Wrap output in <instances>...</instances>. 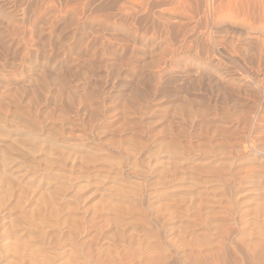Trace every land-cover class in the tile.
I'll use <instances>...</instances> for the list:
<instances>
[{
    "label": "rangeland",
    "instance_id": "1",
    "mask_svg": "<svg viewBox=\"0 0 264 264\" xmlns=\"http://www.w3.org/2000/svg\"><path fill=\"white\" fill-rule=\"evenodd\" d=\"M31 122L37 151L0 159V264H104L92 255L122 238L135 247L156 230L169 245L195 232L182 200L202 182L171 190L172 168L158 177L174 147L243 175L236 198L220 202L213 180L219 192L203 200L222 230L242 211L264 243V165L248 162L264 156V0H0V131L27 144ZM242 243L218 260L243 263ZM169 256L139 264H205Z\"/></svg>",
    "mask_w": 264,
    "mask_h": 264
},
{
    "label": "bare ground",
    "instance_id": "2",
    "mask_svg": "<svg viewBox=\"0 0 264 264\" xmlns=\"http://www.w3.org/2000/svg\"><path fill=\"white\" fill-rule=\"evenodd\" d=\"M42 76H44L42 74ZM58 79V78H57ZM59 82L60 84L62 85L63 84V81L61 79H59ZM71 100V98H69ZM129 102V101H128ZM134 107V106H133ZM198 109V107H196ZM200 108V107H199ZM109 109V108H108ZM111 109V108H110ZM136 109V108H135ZM183 106L180 107V112H182L183 110ZM137 110V109H136ZM195 110V109H194ZM189 111V110H188ZM186 111V112H188ZM200 112L202 111L201 109L199 110ZM204 112L205 109L203 110ZM195 112V111H194ZM197 112V110H196ZM185 113V112H184ZM186 114V113H185ZM182 113V117L183 115H185ZM189 114V113H187ZM195 114V113H194ZM204 114V113H203ZM206 116H207V113H205ZM21 115V114H20ZM202 115V114H200ZM200 115H197L200 116ZM192 116V115H191ZM205 116V126L208 125L207 123V118ZM185 117V116H184ZM188 117V116H186ZM185 117V118H186ZM184 119L185 121V125H186V119ZM192 118V117H191ZM190 116H189V120L191 119ZM199 118V117H198ZM197 118V119H198ZM201 120L203 119V116L201 117ZM209 119V118H208ZM188 120V119H187ZM188 120V121H189ZM204 120V119H203ZM191 121V120H190ZM189 123L191 124L192 121ZM193 121H194V117H193ZM203 122V121H202ZM200 123V122H199ZM29 124V123H28ZM193 124V123H192ZM198 124V123H197ZM37 124L34 125L33 122H31V124H29L27 127L28 131H25V130H21V131H24L25 133V136H26V141L28 142L27 144H25V142L22 141V139H20L21 141H18V137L17 140L15 137H13V135L9 132L8 128V133H3V131H0V135L2 136V138H8V140L6 141H2L3 144H2V147L0 149V157L2 155V157L0 158L2 160V164L4 163V160H6L8 158L7 154V150H10L11 147H13L12 149H15L16 145H22L24 144L25 145V149H24V152L26 149H29V152L30 149L32 148H36L34 145H36V141L39 140V138L35 137V133H33L34 131H32V129H36L34 127H37L36 126ZM196 125V122L195 124ZM204 125L201 123V126ZM188 126H190L188 124ZM192 127V126H191ZM204 127V126H203ZM201 127V129L203 128ZM185 128V127H184ZM200 128V127H199ZM0 129H1V126H0ZM6 129V128H5ZM4 129V130H5ZM10 129V128H9ZM18 129V127H17ZM23 129V128H22ZM2 130V129H1ZM11 130V129H10ZM185 130H187V127L185 128ZM190 130V128L188 129V131ZM197 130V129H196ZM200 130V129H199ZM12 131V130H11ZM20 131V129H19ZM182 131V130H181ZM180 131V132H181ZM203 131V129H202ZM207 131V130H206ZM215 131V129H213V132ZM5 132V131H4ZM199 132V131H198ZM183 135H186L184 133H188V132H182ZM181 133V134H182ZM197 133V132H196ZM207 133V132H206ZM7 134V135H6ZM200 134H203L200 133ZM36 135H38L36 133ZM189 134H187L186 136H188ZM196 135V134H195ZM7 136V137H6ZM203 136V135H202ZM39 137V135H38ZM189 137V136H188ZM200 138V137H199ZM75 141V140H74ZM74 141H71V142H74ZM81 141V140H80ZM78 141V143L80 142ZM82 142V141H81ZM80 142L79 145H81L82 143ZM84 142V141H83ZM43 143V142H42ZM75 143V142H74ZM76 143V144H78ZM39 145H41L40 143H38ZM73 144V143H72ZM85 144V143H84ZM82 145L85 146V145ZM24 145L21 146V148L23 147L24 148ZM71 145V144H70ZM75 145V144H74ZM78 146V145H77ZM20 147V146H19ZM75 147V146H74ZM142 147V146H141ZM158 147V146H157ZM39 148V147H38ZM20 149V148H19ZM18 149V150H19ZM81 149V148H80ZM176 149H179L178 147H174V150L172 151V155L169 156L170 158L172 159H163V160H160L159 163L160 165L158 166V169H161L159 171V179L161 178H164V174H166V171L168 170L169 172V168H170V172L171 173V168H172V174H169L170 175V180H160V181H163L165 183H170V188L171 190H174L176 187H178L179 185H177V181L180 180L182 181L181 179H186L188 178L189 179V183L191 185L195 184L196 182H202V184L204 185L205 189L204 190H200L198 191V194L196 195L195 198L192 199L191 195L189 196V198H187L186 201H183L182 202H186L187 205L184 207L185 209H183L182 211H187L189 209L192 210V215L194 217V221L196 224H193L196 226V231L195 232H184V233H181L177 239L174 241V243H170L169 245H164L165 243H154L152 241V239H150V237H159V233H157L156 230H152V231H149V233H155L156 236H145V239L144 240H141V242L138 243V245H136L134 247V245H131L129 241V237L128 239L127 238H122L119 240L118 243H115V247L113 248V246L107 250H103L101 248H104L101 246L99 250V255L97 256H93L92 257H95L96 261L99 263L100 262V259L101 261L104 262V264H107V263H112V264H133V263H129V262H134L135 260L138 261V264L141 263V261L143 260H146L145 257H148L147 259H149L150 257H154V256H165V257H168L169 255L171 256H178V257H189V258H193V259H199V258H203V263L205 264H221L223 261H219L221 260V258L218 260V256L219 255V250L225 246V244H227L228 246L229 245H232L231 243H233V241L235 240V242L238 241H241L242 244H244V249H245V252L242 251V248H241V251L240 252H243L244 253V256H243V263L241 264H264V243H261L260 240H262V238L260 239V236L258 235V229L256 228V231L254 232V229L255 228H250L249 226H247V222H246V219H243V216L244 215H241L243 212L242 211H238L239 212V218H237V227L235 228L238 232H236L235 229H232V231L230 232L231 229H226L225 230H222L220 228L221 225H219V223L216 222V217H215V214H216V210L214 209V207L212 208V205L210 204V202H205L206 200L208 199H205L203 200V198H207L208 196L211 197L215 194H217L219 191H218V187L217 184L216 186L212 187L211 182H213V180H218V183L221 185V192L224 193V197H220L219 198V201L220 202H223L224 200L225 201H229L228 200V197L227 196H231L233 198H236L237 194L236 193H232L233 190H236L238 186H235L236 183L240 184L242 183V179L244 178L243 175L240 176L239 180L236 181L238 179L239 176H235L234 174L232 175V177H228L227 176V171H225V167H222L224 165H220L219 163H217L216 161L214 160H208L206 157L204 160H198L197 162L194 161V160H190V157L189 155H191V150L192 149H188L189 151H187V148L185 150H176ZM33 150V149H32ZM140 150V149H138ZM143 150V148L141 149V151ZM22 151V150H21ZM34 152L37 151V150H33ZM32 151V152H33ZM27 152V151H26ZM25 152V153H26ZM33 152V153H34ZM158 152V151H157ZM136 153V152H135ZM27 154V153H26ZM146 155V154H145ZM71 156H72V153H71ZM71 156H68L69 159L71 158ZM79 157V156H78ZM136 157V156H135ZM73 159L75 157H72ZM72 158L70 160H72ZM69 160V161H70ZM75 160V159H74ZM132 160V159H131ZM135 160V159H134ZM132 160V161H134ZM130 161V160H129ZM137 161V160H136ZM143 161V160H142ZM145 161V160H144ZM8 162V161H7ZM73 162V160L71 161ZM131 162V161H130ZM138 162V161H137ZM135 162V163H137ZM248 162L249 164L251 163V165H253V163H257L256 165L258 166H263L264 165V156H259L258 158L256 156H251V158L248 159ZM224 163L226 164V161H224ZM228 163V162H227ZM7 164V163H6ZM5 164V165H6ZM131 164V163H130ZM134 164V162H133ZM143 164V163H142ZM230 165L233 164L232 162L229 163ZM70 165V164H69ZM73 165V164H71ZM141 165V164H140ZM229 165V167H231ZM75 166V165H73ZM97 166V165H96ZM135 166V165H134ZM142 166V165H141ZM145 166V164H144ZM221 166V167H220ZM6 167V166H5ZM105 167V166H104ZM96 168V167H95ZM101 167H99L98 169H100ZM137 168V167H136ZM71 169V167L69 168ZM135 168H133L134 170ZM138 169V168H137ZM132 170V171H133ZM136 170V169H135ZM139 170V169H138ZM145 170V169H144ZM131 171V172H132ZM137 171V170H136ZM135 171V172H136ZM146 172V171H145ZM141 173V172H140ZM255 173L259 174L257 175V178L258 180H261L262 178L264 179V170H261L259 172L255 171ZM52 174L51 173V177H52ZM138 174V173H137ZM144 174V172H143ZM237 174V172L235 173ZM239 174V173H238ZM241 174V173H240ZM49 175V176H50ZM55 175V174H54ZM141 175V174H140ZM168 175V174H166ZM203 175L205 176V178H201L200 176ZM210 176H211V179H210ZM49 177V179L51 178ZM59 177H62L61 175ZM58 178V177H56ZM213 178V179H212ZM234 178V179H233ZM48 179V180H49ZM60 179V178H58ZM157 179V178H156ZM233 179V182L236 181V183H234L233 185L230 184ZM155 180V179H154ZM65 181V180H64ZM221 181L223 182L221 184ZM226 181V183H225ZM51 182H53V180H51ZM119 182V181H118ZM50 183V181H49ZM55 183V182H54ZM65 183V182H64ZM180 183V182H179ZM213 183H216V182H213ZM62 184V183H61ZM218 184V185H219ZM167 185V184H166ZM215 185V184H214ZM55 186V185H54ZM57 186H60V185H57ZM62 186V185H61ZM120 186V182H119V185H117V187ZM187 186V185H185ZM187 186V187H189ZM121 187V186H120ZM57 188V187H56ZM63 188V187H61ZM122 188V187H121ZM182 188V187H181ZM184 188V187H183ZM59 189V188H58ZM57 189V190H58ZM116 190L120 189V188H115ZM177 189V188H176ZM123 191V188L121 189ZM121 191V192H122ZM133 191V190H132ZM168 191V190H167ZM166 191V192H167ZM125 192V191H124ZM154 192V191H153ZM165 192V190L163 191ZM128 193V191H127ZM160 193V192H159ZM167 196H174V191H171L170 190L168 191V193H166ZM132 197V196H131ZM185 200V199H184ZM118 204V203H117ZM115 205V203H114ZM113 205V206H114ZM116 206V205H115ZM171 206V205H170ZM117 207V206H116ZM165 207V206H164ZM170 208V207H169ZM168 208V209H169ZM116 209V208H115ZM167 209V207H166ZM165 209V210H166ZM172 209L171 211H174V207L173 208H170ZM170 209L168 210L169 213L168 215H171V212ZM174 209V210H173ZM159 210V209H158ZM181 211V210H180ZM181 211V212H182ZM159 212V211H158ZM164 212V210L162 211ZM171 212V213H170ZM242 212V213H241ZM175 213V212H174ZM229 213V212H228ZM160 214V212H159ZM167 214V213H166ZM234 214V211L233 213ZM244 214V213H243ZM248 216V214H247ZM162 217V216H161ZM169 217V216H168ZM164 219V217H162ZM250 220L251 218H248V224L250 223ZM158 222V221H157ZM156 222V223H157ZM235 222V218H234V221L233 223ZM163 223V222H162ZM159 225V224H158ZM160 225H163V224H160ZM199 225V226H198ZM11 226V224H10ZM8 225V227H10ZM3 227V222H2V225L0 226V229ZM7 227V226H6ZM164 227V226H163ZM194 227V226H193ZM194 229V230H195ZM1 231H5V229L1 230ZM0 231V232H1ZM246 231V237L245 239H238L239 236H241V234H243L244 232ZM199 232H202L201 234H203V236H199ZM4 233V232H3ZM147 234V232H145ZM233 233H235L233 235ZM131 234V233H130ZM153 234V235H155ZM239 236H237V235ZM235 236H237L236 238H234ZM133 238V236H131ZM144 237V236H143ZM149 238V239H147ZM163 238V237H162ZM131 240V238H130ZM139 240V239H138ZM156 240V239H155ZM132 241V240H131ZM170 242V241H169ZM172 242V241H171ZM135 243V242H134ZM230 243V244H229ZM238 243H235L238 244ZM128 244V245H127ZM171 245V246H170ZM226 245V246H227ZM235 245H232V246H235ZM99 246V245H98ZM100 247V246H99ZM98 247V248H99ZM236 247V246H235ZM225 249V247H223ZM228 248V247H227ZM230 250V249H229ZM222 251V249L220 250ZM226 251H228V249H226ZM225 252V251H224ZM235 252V251H234ZM233 252V253H234ZM221 254V252H220ZM228 254V253H227ZM231 254V253H230ZM237 254V253H236ZM224 255V254H223ZM234 255V254H233ZM90 256V253H88L87 255V258ZM101 256H103V258H101ZM226 256V255H225ZM235 256V255H234ZM233 256V258L235 259V257ZM170 257V256H169ZM242 257V256H241ZM158 258V257H157ZM232 258V256H231ZM188 259V258H187ZM192 259V260H193ZM230 259V258H229ZM233 259V260H234ZM237 260V259H236ZM235 260V261H236ZM240 259H238L239 261ZM242 260V258H241ZM240 260V261H241ZM198 261V260H197ZM200 261V260H199ZM202 261V260H201ZM200 261V262H201ZM229 261V260H228ZM236 261V262H238ZM189 262V261H188ZM194 262V261H193ZM230 262V261H229ZM232 262V261H231ZM167 263V262H166ZM190 263V262H189ZM202 263V262H201ZM226 263V262H225ZM233 263V262H232ZM231 263V264H232ZM136 264V263H135ZM162 264V263H161ZM223 264V263H222ZM238 264H240V262H238Z\"/></svg>",
    "mask_w": 264,
    "mask_h": 264
}]
</instances>
